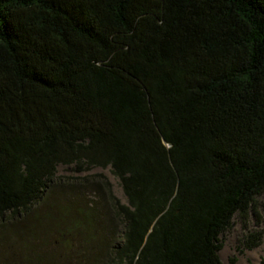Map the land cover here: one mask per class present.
Returning a JSON list of instances; mask_svg holds the SVG:
<instances>
[{
	"label": "trees",
	"instance_id": "obj_1",
	"mask_svg": "<svg viewBox=\"0 0 264 264\" xmlns=\"http://www.w3.org/2000/svg\"><path fill=\"white\" fill-rule=\"evenodd\" d=\"M263 196L264 0H0V264H222Z\"/></svg>",
	"mask_w": 264,
	"mask_h": 264
},
{
	"label": "rangeland",
	"instance_id": "obj_2",
	"mask_svg": "<svg viewBox=\"0 0 264 264\" xmlns=\"http://www.w3.org/2000/svg\"><path fill=\"white\" fill-rule=\"evenodd\" d=\"M57 177L66 178V177H89L91 178V181L99 182V183H106L108 184L109 193L111 196L119 202L121 205H125V198L123 196L119 181L112 176L109 169H100L95 168L91 169L89 171H85L79 174H74L71 170L70 166H59L57 168L56 172ZM101 176V179H93V177ZM100 180V181H99ZM88 191H91L88 189ZM105 196L102 200V205L97 207V211L100 212L99 214V220L104 225V228H107V230L111 231V235L109 236L112 239H118V237L115 235L120 236L121 230L123 229L121 223L119 221H116L115 218L112 216L111 211L108 208L107 203V190L104 191ZM86 196H90V198L95 201L96 195L94 192L87 193ZM260 203L263 206V210L261 211V217H262V225L259 227L260 229H264V196L260 199ZM48 213V211L44 212V214ZM254 222L251 221L249 224V230L255 231L258 230V228L253 226ZM115 233V234H113ZM246 232L242 231L240 226L237 223H234L233 227L226 232L224 235L220 237L222 241V248L219 251V258L222 264H261L262 261H264V234L262 237V241L259 247L253 249V250H246L242 247V236ZM108 238V236H107ZM113 242V241H112ZM78 243L80 246H78V251L81 250L82 242L78 240ZM114 240V244H115ZM84 247V245H83ZM77 251V249L74 251V253ZM96 256L97 252L91 251L89 254H93ZM86 254V253H85ZM91 257L86 258V261H84L85 264H90ZM93 264H104L103 260L96 261L94 258H92ZM97 259V257H96ZM94 261V262H93ZM39 264H44L40 263Z\"/></svg>",
	"mask_w": 264,
	"mask_h": 264
}]
</instances>
